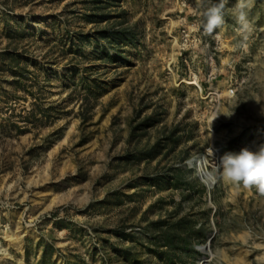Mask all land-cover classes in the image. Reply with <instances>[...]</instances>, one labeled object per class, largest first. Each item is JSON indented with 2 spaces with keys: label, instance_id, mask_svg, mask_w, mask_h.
Returning a JSON list of instances; mask_svg holds the SVG:
<instances>
[{
  "label": "rangeland",
  "instance_id": "1",
  "mask_svg": "<svg viewBox=\"0 0 264 264\" xmlns=\"http://www.w3.org/2000/svg\"><path fill=\"white\" fill-rule=\"evenodd\" d=\"M237 3L208 35L207 0H0V264H264V194L218 163L264 146V0L245 47Z\"/></svg>",
  "mask_w": 264,
  "mask_h": 264
},
{
  "label": "clouds",
  "instance_id": "2",
  "mask_svg": "<svg viewBox=\"0 0 264 264\" xmlns=\"http://www.w3.org/2000/svg\"><path fill=\"white\" fill-rule=\"evenodd\" d=\"M203 7L205 0H199ZM202 12V27L205 34L212 35L214 31L224 24V8L227 0H219L218 3H211ZM250 6V0H238L235 6V18L239 25L238 32L242 37L239 47H245L252 31L247 19L246 9ZM219 168L222 169L223 178L234 184H243L246 188L256 187L260 194H264V146L258 151H250L243 148L239 153H225L219 159Z\"/></svg>",
  "mask_w": 264,
  "mask_h": 264
},
{
  "label": "trees",
  "instance_id": "3",
  "mask_svg": "<svg viewBox=\"0 0 264 264\" xmlns=\"http://www.w3.org/2000/svg\"><path fill=\"white\" fill-rule=\"evenodd\" d=\"M99 2V1H98ZM104 5L98 4L97 6L93 7V13H90L88 16V18L92 21L95 22L97 24L103 22L106 18L107 15L106 13H104V8H108V5L105 4L106 7H103ZM126 21L125 20H121L119 21L118 25L120 26L119 29H113L109 31V34H105L103 31H98V36H100V38L98 40H100L101 38L103 39H107L108 42L112 45L114 43H127L130 45H133L135 40H134V34L133 32H131L128 28H125ZM89 36L81 37L80 41L83 43L84 42H90V39H88ZM12 41H10L11 44ZM79 43V45L82 43ZM11 51H6V53H2V57L3 61L7 66H9L13 71H15L17 68L21 67V62H22V55H17V48L14 49V53H10ZM106 53V52H104ZM108 57H110V55L107 54ZM103 58V57H102ZM28 91L30 92L31 95L36 96V94H34V89H30V87L28 88ZM92 91H90L89 88V94L81 100V104L82 106H84V103L86 102L87 105V112H92L93 110V105L90 103V97H91ZM32 108L30 110L25 109L27 112V116L25 117H20L21 121L19 123V121L13 122V126L15 128V130L18 132L17 134L20 135L22 133H29L32 132V128L33 127H40L41 124H43V118L48 120L51 116V111H52V107L51 106H47L44 103H37L36 101H34L32 103ZM85 115V113L83 114ZM85 119V117H84ZM9 120L10 118H6V121ZM166 247H172V243L171 241H168V243H165ZM160 254V253H159ZM163 254V253H162ZM161 254V255H162ZM169 258V263L173 264L174 262H177L175 259H173L167 252L166 255ZM42 257H47V250H45L43 252ZM178 263V262H177Z\"/></svg>",
  "mask_w": 264,
  "mask_h": 264
}]
</instances>
